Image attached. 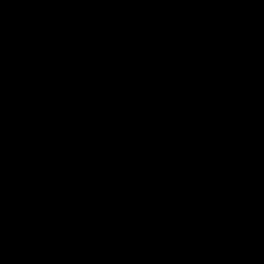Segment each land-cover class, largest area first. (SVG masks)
<instances>
[{
	"label": "water",
	"instance_id": "obj_1",
	"mask_svg": "<svg viewBox=\"0 0 264 264\" xmlns=\"http://www.w3.org/2000/svg\"><path fill=\"white\" fill-rule=\"evenodd\" d=\"M0 128L172 264H264V0H0Z\"/></svg>",
	"mask_w": 264,
	"mask_h": 264
}]
</instances>
